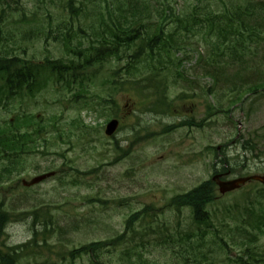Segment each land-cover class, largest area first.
<instances>
[{
  "label": "rangeland",
  "instance_id": "rangeland-1",
  "mask_svg": "<svg viewBox=\"0 0 264 264\" xmlns=\"http://www.w3.org/2000/svg\"><path fill=\"white\" fill-rule=\"evenodd\" d=\"M163 1L187 25L196 15L206 26L194 22L189 30H179L181 46L168 49L171 65L166 55L159 58L165 63L161 77L168 79L164 94H154L161 78L144 82L146 88L133 81L144 79L147 66L130 79L124 69L118 70L127 61L122 56L103 66L78 68L81 89L75 93L81 97L70 94V75L63 83L48 81L34 95L0 96L1 126L7 129L16 115L18 130L41 129L26 152L0 150V204L10 215L0 248L27 244L18 264H241L234 259L247 248L264 257V235L256 241L251 237L257 226L264 230L263 219L257 222L264 217V184L251 183L224 195L216 191L208 210L217 235L211 231L204 240L196 236L188 208L178 214L165 206L174 195L209 180L222 166L219 159L227 161V178L264 173V89L247 90L264 77V10L248 21L258 37L253 34L244 46L235 47L241 57H230L222 44L212 50L217 37L204 22L206 15L250 9L264 0H0V46L6 54L34 61L48 57L83 64L85 49L96 41L93 28L103 17L146 5L141 11L153 23ZM174 20L167 18L164 30L173 32ZM97 67V75L90 76ZM111 68L119 72L117 81H131L132 86L115 88L109 82ZM77 84L71 83V90ZM102 99L115 100L117 111ZM162 101L170 103L167 110ZM115 112L121 124L107 137L104 128ZM23 114L37 117L28 126ZM183 120L193 124L163 131ZM47 172L54 175L32 186L23 184ZM147 206L144 219L134 224L133 245L114 242L96 252V262L90 254L72 261L71 250L121 233L128 216ZM33 210L39 222L36 238Z\"/></svg>",
  "mask_w": 264,
  "mask_h": 264
},
{
  "label": "trees",
  "instance_id": "trees-1",
  "mask_svg": "<svg viewBox=\"0 0 264 264\" xmlns=\"http://www.w3.org/2000/svg\"><path fill=\"white\" fill-rule=\"evenodd\" d=\"M71 7V5H70ZM147 7L144 5L143 7H138V5L132 6V10L130 9H122L119 10L121 13L116 15L108 14L106 17H103L98 24V27L101 28L96 30L93 28V34L95 35V42H92L86 49L83 57V64H76L75 62L70 61L71 63H67L61 61L59 59H49L48 57L44 59L41 63L33 61L31 59H25L18 57L17 55H9L6 54L4 48L0 46V92L4 93L7 96H11V94L21 92L26 90L28 93H32L37 89L41 88L45 85L47 80H49L48 75H55L56 78L59 79L62 77V74H66L71 72L73 78H77L74 74L78 70V68H85L88 66H103V64H109L110 58L120 60L122 56L127 58V61L123 67H120L118 70H125L127 74V78L130 79L131 75L139 73L141 71V67L143 65L147 66L148 71L143 80H139L134 78L133 81L135 84L142 82V88H146V83L148 80H157L156 78H161L160 82L156 81L154 84V94H164L167 91L166 81L167 78H162V70L164 69L165 63L161 62L159 58L161 55H166L168 59L166 62L171 65L172 61L170 60V52L168 49L174 48L177 49L181 45V42L178 38H176L180 29L187 31L191 28V23L197 22L202 25V19L197 18L196 15L192 16V22L187 25L186 18L183 16L175 15V11L173 7L168 2H161L156 9V19L153 20V23L150 21H146L144 18V13L141 11ZM130 8V7H129ZM246 10L238 11L233 9L232 12H223L219 15L205 16V23H209L208 29L209 32H215L216 42L213 43L214 47L217 44H222L226 48V52L229 51L231 56L241 57L240 51H236L235 47L244 46L245 40L253 38V34L255 37H258L257 33H254V30L251 28V25L248 23L250 19L257 20V18L261 17L260 12L264 10V1H259L251 4V8ZM250 10H254L253 12ZM170 16H174L176 22V28L174 31H166L163 28L164 21L167 20ZM0 15V20H1ZM150 18V17H149ZM158 21V22H155ZM235 23V26L234 24ZM205 25V24H204ZM202 25V26H204ZM203 28H206L204 26ZM3 30L0 22V41L4 40L2 36ZM247 33V34H246ZM235 38H234V37ZM231 45H230V42ZM260 42L262 40H257ZM134 46V47H132ZM115 57V58H113ZM145 58V59H144ZM163 61V60H162ZM264 61V59H263ZM180 64L179 61L176 62V65ZM264 65V64H263ZM96 71H92L90 76L95 77L97 74ZM112 78L110 79L111 84H116L115 88H120L121 85L125 84L132 86L131 81H117L115 78L118 77L119 72L117 68H111ZM74 73V74H73ZM177 74H180L178 72ZM88 77V79L90 78ZM63 79V78H62ZM92 79V78H91ZM146 82V83H144ZM140 86V87H141ZM147 88H152L149 86ZM263 88L264 89V77L253 83L248 87L249 93L257 92V90ZM75 93V92H74ZM83 96L80 93H75V97ZM164 96L157 101H161ZM89 101V99H86ZM103 103L108 102L111 103V109H115L117 111L118 104L115 100L102 99ZM154 102V103H155ZM89 104V102H85ZM161 103L165 104V101ZM153 104V103H152ZM104 106V105H103ZM102 106V107H103ZM157 106V105H153ZM166 110L170 107V103L165 104ZM210 109V107H208ZM95 110V109H94ZM156 110V109H153ZM117 112H115L116 114ZM113 114V115H115ZM29 115H26L23 119L25 123H31V119L28 118ZM76 118L72 119L75 120ZM192 125V121L184 120L182 123H178L177 125H168L163 131L167 132L172 130L178 125ZM34 132L38 133L39 129L35 128ZM30 133L28 131H24L19 135L18 130L14 131H6L5 129L0 128V146L1 148L7 150H15L19 147H26L24 145L25 142L30 138ZM215 184L211 180H207L197 187L190 190L188 193H185L181 196H176L172 199V201L177 206L187 205L192 207L194 212V218L197 221V225L204 224L208 225L212 228V224L210 223L208 214L204 211V206L210 203L214 197ZM146 210V208H145ZM33 215L32 219V227H35V223L38 222L37 211L33 210L31 212ZM137 214H132L125 222V228H130L133 220ZM10 218V215L2 208V204H0V236L3 234L5 225ZM37 235L36 232H34ZM123 235L118 236L116 239L122 238ZM116 239H108V240H98L92 241L88 244L82 245L78 249H74L70 252V256L74 257L78 254H91L93 258L97 257L96 253L101 248H106L110 245H113V241ZM26 247V245H23ZM15 251L13 247H7L6 249L0 248V264H17V259L20 254L12 253ZM244 255L249 257V259L258 258V253L253 250H247L244 252ZM243 256H238L234 259V262H244ZM250 260L246 261V264H250Z\"/></svg>",
  "mask_w": 264,
  "mask_h": 264
},
{
  "label": "water",
  "instance_id": "water-1",
  "mask_svg": "<svg viewBox=\"0 0 264 264\" xmlns=\"http://www.w3.org/2000/svg\"><path fill=\"white\" fill-rule=\"evenodd\" d=\"M116 127H117V121L116 120L110 121L107 124L106 130H105L106 134H108V135L112 134L114 132V130L116 129ZM43 178H45V176L37 177V178L33 179L32 181H30L27 184L38 182V181L42 180ZM251 178L260 179L257 176H252ZM214 179L218 180L217 176ZM247 179L248 178H238V179L229 180V181H217V185L219 187V191L221 193H224V192H227V191H230V190H233V189L239 187Z\"/></svg>",
  "mask_w": 264,
  "mask_h": 264
}]
</instances>
